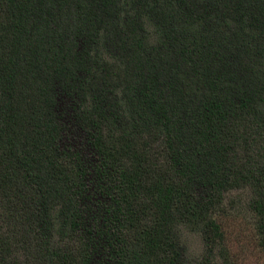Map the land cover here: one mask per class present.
Wrapping results in <instances>:
<instances>
[{
    "label": "trees",
    "instance_id": "16d2710c",
    "mask_svg": "<svg viewBox=\"0 0 264 264\" xmlns=\"http://www.w3.org/2000/svg\"><path fill=\"white\" fill-rule=\"evenodd\" d=\"M239 208L264 264V0H0V264H231Z\"/></svg>",
    "mask_w": 264,
    "mask_h": 264
},
{
    "label": "rangeland",
    "instance_id": "374dc122",
    "mask_svg": "<svg viewBox=\"0 0 264 264\" xmlns=\"http://www.w3.org/2000/svg\"><path fill=\"white\" fill-rule=\"evenodd\" d=\"M243 197V196H241ZM225 247L231 264H261L262 252L257 245L250 214L244 209H234L223 221ZM180 240L185 247L186 262L198 259L203 252L200 235L181 228Z\"/></svg>",
    "mask_w": 264,
    "mask_h": 264
}]
</instances>
